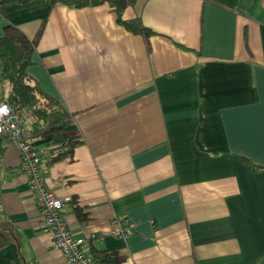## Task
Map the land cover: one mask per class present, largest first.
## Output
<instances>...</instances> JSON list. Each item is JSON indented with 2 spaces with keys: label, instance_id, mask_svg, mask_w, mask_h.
I'll return each mask as SVG.
<instances>
[{
  "label": "crops",
  "instance_id": "crops-1",
  "mask_svg": "<svg viewBox=\"0 0 264 264\" xmlns=\"http://www.w3.org/2000/svg\"><path fill=\"white\" fill-rule=\"evenodd\" d=\"M136 17L154 32L150 51L107 3L0 6V37L12 22L34 38L46 21L27 71L85 141L73 161L48 165L41 150L47 186L67 199L63 214L90 253L264 264V0H133L124 18ZM8 92L0 79V99ZM5 145L0 203L22 238L0 264H70L45 229L18 143ZM123 222L134 224L128 239L112 233Z\"/></svg>",
  "mask_w": 264,
  "mask_h": 264
},
{
  "label": "trees",
  "instance_id": "trees-1",
  "mask_svg": "<svg viewBox=\"0 0 264 264\" xmlns=\"http://www.w3.org/2000/svg\"><path fill=\"white\" fill-rule=\"evenodd\" d=\"M30 1L32 0H0V6L11 3L24 4ZM45 1L49 3L50 8L57 4L80 8L107 3L116 13L117 21L130 32L142 35L148 50H151L150 38L154 32L139 17L124 18V13L128 7L133 5V0ZM45 25L46 21H43L34 38H30L12 22L7 23L4 27L3 35L0 37V79L8 82L9 92L0 101H7L14 105L21 103L23 108L31 112L24 119V134L30 138L34 147L40 151L45 150L47 164L52 165L64 160L73 161L76 148L85 141L74 114L58 98L44 92L27 71L43 35ZM5 149V139L0 137V163ZM73 202L75 203V200ZM75 210L80 220L85 221L86 213L83 212V209L76 205ZM21 238L22 233L5 213L0 203V250L10 243L18 244ZM92 253L99 264H122L125 260L123 255L114 250L92 248ZM23 264H38V262L26 260Z\"/></svg>",
  "mask_w": 264,
  "mask_h": 264
},
{
  "label": "built area",
  "instance_id": "built-area-1",
  "mask_svg": "<svg viewBox=\"0 0 264 264\" xmlns=\"http://www.w3.org/2000/svg\"><path fill=\"white\" fill-rule=\"evenodd\" d=\"M30 114L21 103L14 105L0 101V137L18 143L21 168L29 177L31 192L40 207L45 229L52 235L55 246L67 256L70 264H99L95 256L84 248L87 240L76 238L69 228L68 220L63 214L67 199L59 197L47 186L41 165L42 152L32 145L23 131L24 119ZM133 227L134 224L130 222L119 223L112 233L128 239L133 234Z\"/></svg>",
  "mask_w": 264,
  "mask_h": 264
},
{
  "label": "rangeland",
  "instance_id": "rangeland-1",
  "mask_svg": "<svg viewBox=\"0 0 264 264\" xmlns=\"http://www.w3.org/2000/svg\"><path fill=\"white\" fill-rule=\"evenodd\" d=\"M6 83H8V82L6 81Z\"/></svg>",
  "mask_w": 264,
  "mask_h": 264
}]
</instances>
